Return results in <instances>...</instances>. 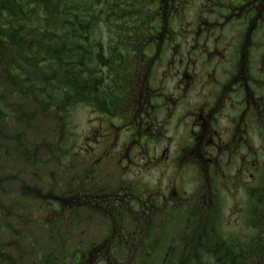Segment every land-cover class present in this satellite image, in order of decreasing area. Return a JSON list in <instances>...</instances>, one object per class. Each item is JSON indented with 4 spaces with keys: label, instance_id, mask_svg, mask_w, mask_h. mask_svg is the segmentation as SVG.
<instances>
[{
    "label": "flooded vegetation",
    "instance_id": "1",
    "mask_svg": "<svg viewBox=\"0 0 264 264\" xmlns=\"http://www.w3.org/2000/svg\"><path fill=\"white\" fill-rule=\"evenodd\" d=\"M134 3L140 14L129 41L137 55L133 74L110 107L92 104L108 121L89 130L97 159L81 161L61 193L53 185L45 191L20 181V161L38 166L43 151L60 166L68 161L75 145L74 130L66 126L69 112L59 110L64 126L51 130L50 141L22 145L26 138L17 123L47 134L51 104L37 107L20 95L16 72L0 66V264L29 256L19 251L22 238L50 247L75 227L84 235L94 219L105 231L69 243L79 248L74 264H132L153 247L179 245L198 223L221 215L224 187L236 191L230 209L237 210L241 191L250 196L263 181L264 0ZM152 170L158 172L155 184L145 179ZM101 177L109 181L101 184ZM19 192L29 201L43 198L40 210L53 222L19 216ZM20 220L32 230L17 228ZM42 224L48 225L44 237Z\"/></svg>",
    "mask_w": 264,
    "mask_h": 264
},
{
    "label": "trees",
    "instance_id": "2",
    "mask_svg": "<svg viewBox=\"0 0 264 264\" xmlns=\"http://www.w3.org/2000/svg\"><path fill=\"white\" fill-rule=\"evenodd\" d=\"M134 1L0 0V66L16 72L20 95L33 96L39 106L50 103L53 116L81 101L110 107L136 57L129 43L140 14ZM102 28L113 32L112 40ZM249 198V235L224 236L220 215H210L182 240L177 253H169V263L264 264V179ZM52 246L41 256L42 264H74L79 248ZM155 248L149 258L156 262L165 246Z\"/></svg>",
    "mask_w": 264,
    "mask_h": 264
},
{
    "label": "rangeland",
    "instance_id": "3",
    "mask_svg": "<svg viewBox=\"0 0 264 264\" xmlns=\"http://www.w3.org/2000/svg\"><path fill=\"white\" fill-rule=\"evenodd\" d=\"M102 32L107 38L112 40V35L113 32L110 30H107L106 28H102ZM0 78L1 77V70H0ZM57 105H55L56 108ZM70 113V124L69 126L72 127L74 130V139H75V145L71 148V153L72 157L68 161H62L61 166L59 165L60 163H57L56 161H53L50 159L48 154L43 152H40V161H44V163H38V166H35L34 164H27V163H22L20 161V181L22 182H34L35 185L39 186L41 189L44 188L45 191H48L51 186L53 185V188L56 190L55 193H61L62 191V184L63 186L68 182V177L71 175L76 174L77 172H80V163L81 161H91L92 158L97 159V157L94 156V147L93 143L94 141L92 140V136L89 134L90 129L98 130L101 127L100 121L99 120H104L105 122H108L105 119V116L102 114L96 112L93 110L91 107H87L85 105H77L76 107H73L72 109H69ZM17 130L20 132L23 138L21 139V144L22 145H28L31 147L32 143L38 142L39 144H42L44 142V139L46 138L48 141H50V135H51V130L53 128L54 130H57L59 128V123L58 120H52L51 122H48V130L47 134L46 132L42 131L41 132H35L32 131L28 126H26L24 123L18 122L17 125ZM52 145L55 146V140L52 138ZM83 147H87V151H82ZM86 154V155H84ZM76 156V157H75ZM48 165V167H47ZM50 166V167H49ZM49 168L53 173H50L48 175V170ZM82 169V168H81ZM261 170L264 169L262 166L260 168ZM157 171L152 170L149 173H146V182L155 184L154 182V177L157 175ZM170 175H172V171H168ZM51 174H55L51 176ZM44 178L45 181L42 179ZM60 178V179H58ZM60 182L59 185L58 183L55 182ZM109 181L108 178L106 177H101L99 178L98 182L103 184ZM145 183V190L147 188V183ZM21 183V182H20ZM50 183H52L50 185ZM20 185V184H19ZM141 189H144V185L140 186ZM18 189V188H17ZM156 189V188H153ZM224 189L228 192H222V201H223V210L220 215L221 221H222V231L224 236H230L235 239H243L249 233L251 232L250 229H248L250 226H248L245 222L246 220V215L250 212L249 206H250V198H249V192L242 190L241 193L237 196V200L241 203L240 209L238 208L237 210H231L230 207L233 206L235 202L236 197V191L231 187V188H226ZM19 190H21V185ZM20 193V192H19ZM16 196V193H15ZM4 197L6 195L4 194ZM19 203H21L20 206V211L22 213L19 214V216H26V214H30L31 219L33 222H38V219L41 217L42 220L45 218L47 222H53V217L49 214L44 215L43 210H40L41 203L44 201L43 198L40 197H35L31 201H29L27 198H24L22 194L20 193L18 195ZM6 200V199H5ZM7 203L11 202V197L7 199ZM24 203V204H23ZM33 205V206H32ZM22 208V209H21ZM86 214L82 213L81 217L86 218ZM22 220V219H21ZM18 224L19 229H22V225H27L26 226V232L32 230V226L30 224H26L21 222ZM44 221V220H43ZM82 223L80 222L78 225H81ZM38 224L35 225L37 227ZM91 229H86V233L82 236L81 234V229L78 227H75L73 229L68 230L65 233H59L60 238L58 239V244L55 243L54 246L56 250L60 248L61 244L63 245H77L78 243H82V240H87L93 237H97L101 232L105 231L103 226L101 225L100 221L98 220H92L90 223ZM174 231L178 232L179 228V222H175L173 225ZM48 229V225L42 224V235L43 237L46 235ZM257 228L252 226V231H255ZM6 232V231H5ZM71 239V241H70ZM79 240V241H78ZM46 244H36L34 246L28 245L25 243L24 238L20 239L19 241V251L20 253H26L23 255H28V257H23L22 261L20 264H30V262L35 261V264H42L40 261V253L41 256L43 257V253H46V248L49 249V247H45ZM178 247H173V251L175 253L178 252ZM5 249H8L5 247ZM75 249L69 248V250ZM151 253H148L145 257L139 255L137 256L138 260L136 262H133L132 264H170V257L168 255L169 248H161L159 252V258L157 261H153L152 258H149L151 256L155 257V252L156 248H152L150 250ZM119 256L122 254L120 252H116ZM170 253V252H169ZM123 258V256H122ZM111 259H113V256H111ZM140 259V260H139ZM150 259H152L150 261ZM175 260V259H174ZM176 262V261H175ZM121 264H128V263H121Z\"/></svg>",
    "mask_w": 264,
    "mask_h": 264
}]
</instances>
